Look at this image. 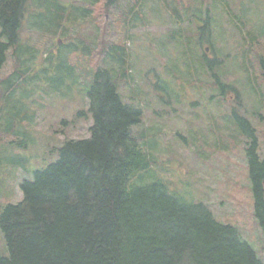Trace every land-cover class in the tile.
Listing matches in <instances>:
<instances>
[{
    "label": "trees",
    "instance_id": "obj_1",
    "mask_svg": "<svg viewBox=\"0 0 264 264\" xmlns=\"http://www.w3.org/2000/svg\"><path fill=\"white\" fill-rule=\"evenodd\" d=\"M157 1V8L166 9L175 23H181L168 28L160 47L169 64L177 66L172 51L176 59L187 63L190 78L184 80L175 73L177 87L183 91L194 86L199 93L209 89L212 95H204L209 96L207 104H215L222 120L219 125L212 120L217 134L211 131L214 144L205 151L208 155L240 153L246 172L238 190L250 194V206L247 202L243 206L248 214L251 210L249 215L264 233V24L256 23V13L262 14L257 4L264 0ZM40 3L46 11L29 17L57 46L68 32L71 35L68 30L78 22L77 16L95 24L90 40L98 39V29L102 30L101 41L82 42L76 51L70 42L53 60V65L57 60L66 69L71 62L70 69L88 81V112L93 122L88 136L66 138L56 148L58 158L21 184L22 198L17 203L1 207L0 228L8 255L0 253V264H264L231 217L221 219L206 203L186 200L162 178L154 169L151 140L146 131L135 129L144 121V105L133 95L128 101L121 88L133 83L130 41L146 25L147 0ZM29 6L30 0H0V70L11 54L18 78H24L19 64L25 62L18 50ZM107 15L117 17L118 41L106 37ZM217 23L232 54L221 53L216 45ZM206 43L212 46L213 56ZM79 52L89 56L88 65H80L86 74L73 61ZM224 56L239 73L228 70L230 61L224 62ZM231 75L238 76L230 79ZM155 76L154 85L164 101L167 97L181 102L173 79ZM16 86L26 89L24 96L28 94L27 80ZM49 88L52 93L63 90L51 83ZM7 92L8 88L0 87V147L5 137L3 146L23 147L21 141L27 137L19 134L17 125H8L17 96L10 98ZM232 94L235 103L228 107ZM4 151L3 147L0 154Z\"/></svg>",
    "mask_w": 264,
    "mask_h": 264
},
{
    "label": "rangeland",
    "instance_id": "obj_2",
    "mask_svg": "<svg viewBox=\"0 0 264 264\" xmlns=\"http://www.w3.org/2000/svg\"><path fill=\"white\" fill-rule=\"evenodd\" d=\"M63 1L70 4L74 0ZM121 1L125 3V0ZM259 3L257 8L262 14L256 13L258 25L264 24V3L261 5ZM158 4L160 3L157 0H147L146 25L140 26L134 34V42L130 41L133 83L130 86L122 85L121 88L123 97L128 101H131L133 95V98H140L144 105V121L135 129L146 131V137L148 136L151 140L149 147L156 162L154 169L162 175V178L186 200L205 202L215 216L221 219L231 217L239 227L242 238L253 246L264 261L263 229L258 227L254 217L249 215L251 210L248 214V208L243 206L249 201L250 194L238 190L245 181V160L236 151L228 155L220 153L208 155L205 151L209 144H214L213 136L217 134L214 122L219 125L222 120L219 119L220 114L217 115L215 104H207V97L212 95L209 89L205 88L202 93H199L194 86H186L187 88L183 91L177 87L175 73L184 80L190 78L187 63L176 59L177 56L172 51V58L176 60L177 66L169 64L170 60L160 47H163L168 28L180 26L181 23L178 21L175 23L173 16L166 9L156 7ZM42 7L40 0H30L23 27V45L18 50V56L23 57L25 62V64L23 62L19 64L24 78H18V75L14 73L16 64L11 54L0 70V87L8 88L7 93L10 98L17 96V98L13 97L15 106H12L11 120L8 125L11 127L14 124L17 125L19 134L27 137L21 141L24 144L23 147L16 148L3 146L7 138L2 139L0 149L4 147L5 151L0 154V209L8 203H17L22 198L21 184L25 180H32L35 171L46 168L58 158L56 148L61 146L66 138L88 136L93 122L88 112L89 99L86 95L88 81L84 78L80 79L79 73L70 69L71 62L66 69L65 64L57 60L53 65V60L57 55H61V50L65 51L70 42H74L73 48L76 51L79 46H82V42L88 44L89 41L92 43L101 41L104 38L101 37L102 30L98 29V39L90 40L91 37L88 35L95 34V24L91 23L86 16H77L78 22H74L73 27L68 30L71 35L68 32L66 40L61 41L57 46L56 40L41 32L43 29H38L33 24V18L29 17L33 13L35 16L39 12L46 11ZM115 13L117 14L116 10ZM105 18V23L108 24L104 28H107L106 37L118 41L117 17L107 15ZM100 23L98 20L97 24ZM223 24L226 23L223 22ZM214 29H216V45L222 49L220 52L232 54L233 51L227 46L223 28L217 23ZM205 47L208 48L209 55L213 56L212 46L206 43ZM44 57H51V60L47 58L45 61ZM93 59L96 65L97 56ZM73 61L79 68L80 65L86 67L89 56L79 52ZM225 61L228 63L230 59L227 60L224 56ZM44 66L48 68L41 71ZM226 66L231 72H236L234 62L230 61ZM157 73L159 77L173 79V88L181 92V102L167 97L164 101L161 91L154 85ZM236 76L238 75H231L230 79ZM8 79L16 81L8 83ZM25 80L28 85L26 96H24L26 89L16 86V83H23ZM50 83L53 87L63 88V90L52 93L51 88L48 89ZM206 93L209 96L205 97ZM230 97L226 103L228 107L235 103V94ZM3 101L5 102V98ZM246 101L250 103V97L246 98ZM2 112L6 122L7 109ZM201 137L207 139V144ZM246 204L250 206L249 202ZM0 253L4 256L8 255L6 239L1 228Z\"/></svg>",
    "mask_w": 264,
    "mask_h": 264
}]
</instances>
